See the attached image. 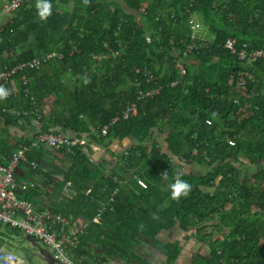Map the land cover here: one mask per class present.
I'll return each instance as SVG.
<instances>
[{
	"label": "trees",
	"instance_id": "1",
	"mask_svg": "<svg viewBox=\"0 0 264 264\" xmlns=\"http://www.w3.org/2000/svg\"><path fill=\"white\" fill-rule=\"evenodd\" d=\"M51 3L53 14L46 22L35 7L23 3L15 20L0 31V74L54 51L66 53L62 61L0 82L10 90L0 101V165L35 137L12 142L10 129L38 126L34 114L10 111L41 114L42 133L88 136L105 147L132 139L133 145L117 155L111 171L107 161L94 164L80 147L72 155L35 149L28 159L37 167H29L25 179L37 186L19 197L38 211L92 220L119 189L101 223L81 239L78 252L88 261L143 264L137 248L150 242L161 248L167 264H174L182 252L180 242L164 244L160 236L179 226L185 233L197 228L195 238L209 248L194 264H264V216L252 213L254 208L264 212V60L251 64L238 55L264 51V0H123L141 21L117 0ZM194 18L211 37L199 38V50L186 59L187 76L180 81L175 62L192 40ZM149 33L152 43L146 41ZM229 38L236 40V53L225 49ZM120 49V56H113ZM94 55L105 59L96 62ZM156 88H161L159 95L137 100L139 91ZM131 102H137L138 116L111 125ZM248 104L252 110L239 119ZM106 126L108 135L98 137ZM156 133L164 136L166 147ZM228 136L235 146L228 144ZM243 160L248 164L238 168L235 163ZM65 161L67 168L62 167ZM192 165L208 170L202 175L187 171ZM177 176L191 191L173 200L169 185ZM114 177L123 183H114ZM137 178L148 188L139 186ZM67 190L69 198L64 197ZM214 233H222L224 240L208 242Z\"/></svg>",
	"mask_w": 264,
	"mask_h": 264
},
{
	"label": "built area",
	"instance_id": "2",
	"mask_svg": "<svg viewBox=\"0 0 264 264\" xmlns=\"http://www.w3.org/2000/svg\"><path fill=\"white\" fill-rule=\"evenodd\" d=\"M24 0H13L9 3L7 7L8 10L16 11L22 4ZM174 16H172L173 18ZM192 24V40L186 46V48L181 52L175 62V68L179 73L180 81L185 80L187 76L186 68V59L193 53L199 50L197 41L200 36L198 34L199 21L197 18H194L191 21ZM155 37H159L158 34H155ZM155 38L149 33L146 36L147 43H152ZM236 40L229 38L225 43V49L232 53H236ZM120 51H113V56H120ZM76 51H72L71 55ZM240 61H248V63L254 64L258 61L264 60V51H254L252 53H247L242 50L238 53ZM66 58V53L60 51H54L48 54H45L39 58L32 59L30 61L19 64L14 67L12 70L6 69L0 74V82H9L14 75L25 70H40L44 67L45 64L52 61H62ZM93 59L96 62H102L105 59L103 55H94ZM151 76V75H150ZM150 80H153V77H150ZM24 84H28L26 77L23 78ZM179 81L173 82L172 87H177ZM161 88L152 89L150 91L138 92V101H141L146 98H153L156 95H159ZM252 110L250 104L244 106L238 114L239 119H243L248 116L249 112ZM15 113L17 116L28 117L30 114L36 116V123L38 125V131L30 145H21L19 150L15 152L10 158L7 165H0V229L3 227L9 226L11 229L19 230L25 235L31 236L33 239L37 240L39 243H43L46 246L56 260L60 264H100L97 261H88L83 255L78 252V249L81 245V239L83 236L88 235L89 230L93 224H100L103 216L105 215L107 209L111 207L114 202L115 196L118 194L119 189H116L111 196L108 204L103 205L98 209L97 215L92 220H87L85 218L79 217L77 219H68L62 214L56 213L50 209L44 211H38L35 205L29 201L23 200L19 197L20 192L27 191L31 188L37 186L36 181H27L20 180L17 177L18 169L21 165H28L31 168H36V162H29L28 154L33 150L40 147H49L56 152H65L66 154L72 155L76 148H83L89 144L88 136H78L75 134L67 133H56L48 134L42 133L40 131V121L42 115L38 112L32 111H10ZM139 114V107L137 102L129 103L122 112L112 121L111 125L120 122L121 120H129L131 118L137 117ZM209 125L212 123L209 121ZM109 126L104 127L101 130V133H98V137H106L108 135ZM227 142L231 146H235V140L229 136L226 138ZM173 160L177 161L178 158ZM91 161L94 164L98 162ZM187 166H184L186 169ZM130 174L134 173V170L126 169ZM108 175V174H107ZM57 179L63 180L62 177L58 176ZM139 186L144 189L148 188V185L142 179L137 178ZM114 183L122 184L123 182L118 178H113ZM70 184H68V187ZM91 189L86 191V194L91 193ZM232 205L227 206V210H230ZM260 212L264 216V212L260 209L254 208L252 213ZM215 225L217 221L214 222ZM213 231L216 227L211 226ZM191 233L196 236L198 233L197 228L191 229ZM215 236L220 237V239H215ZM223 236L221 234L214 233V236L211 237L208 242L210 243H220L223 241ZM207 243V242H206ZM264 244V243H263ZM207 246V244H204ZM208 247V246H207ZM0 264H30V261L19 258L14 252L8 250L5 244L0 246Z\"/></svg>",
	"mask_w": 264,
	"mask_h": 264
},
{
	"label": "crops",
	"instance_id": "3",
	"mask_svg": "<svg viewBox=\"0 0 264 264\" xmlns=\"http://www.w3.org/2000/svg\"><path fill=\"white\" fill-rule=\"evenodd\" d=\"M118 3L123 6L124 10L128 14H132L137 16L141 21V15L138 12L129 10L126 5L123 3V0H117ZM37 0H24V3L29 7H35ZM9 0H0V31L7 28L16 18V11L8 10ZM3 125H0V129H3ZM38 126L31 127L25 126V128L15 127L10 129V140L12 142H16L14 138H26L30 139L34 137L38 131ZM156 137L158 140L159 135L156 133ZM164 140V137L162 141ZM161 141V142H162ZM133 145L132 139H125L124 141H113L107 147L97 144L95 142H89V144L85 147V152L91 157L93 161L101 162L107 161V169L108 171L113 169L118 164V154L125 152ZM60 159H63V155H59ZM49 162V161H47ZM68 162H64L62 164L63 168H67ZM28 165H21L17 172V177L20 180H26L25 175L28 172ZM189 171H191L189 169ZM68 193V192H67ZM175 241L180 242V246L182 248V252L178 260L174 264H194L197 255H207V246L199 242L197 238L191 233L183 232L179 226H177L174 230L164 232L160 236V242L164 244L174 243ZM96 250V249H95ZM97 251V250H96ZM100 252V251H98ZM137 252L142 256L143 264H167V258L161 254V248L159 249L153 247L150 242L145 243L143 246H139L137 248ZM101 264V263H100ZM102 264H127L119 259H108L104 261ZM129 264H141L140 262H132Z\"/></svg>",
	"mask_w": 264,
	"mask_h": 264
},
{
	"label": "rangeland",
	"instance_id": "4",
	"mask_svg": "<svg viewBox=\"0 0 264 264\" xmlns=\"http://www.w3.org/2000/svg\"><path fill=\"white\" fill-rule=\"evenodd\" d=\"M198 29H199L198 34L200 37H211L209 35V32L207 31V28L205 27V25L200 21H199V28ZM157 134L160 136L159 137L160 143L166 147V144H164V140L162 141L164 136L160 135L159 133H157ZM244 164H248L247 161L243 160L240 163H238V162L235 163V165L238 168H241L242 165H244ZM189 169H191V171H194V173L200 174V175L205 174L206 171L208 170L207 168H203V167H200L198 165L188 166L186 170L189 171ZM42 179H43V177L39 178V180H42ZM48 190L50 192L52 191L51 188H48ZM67 192H68V190L66 191V193L64 195L65 198H69V194ZM0 238L2 240H4L3 243H0V246L5 244V246L8 250H11L12 252H14L21 259H25L28 261L33 260V263L38 262V260L35 259V255H34L35 249L37 250V248L33 247L32 243L26 240L25 234H23V233L17 234L15 231H8V229H6V227H3V229L0 230ZM215 239H220V237L215 236ZM40 246L42 248L46 249V246L43 243H40ZM208 252H209V248L207 247V253ZM132 262H135V261H132Z\"/></svg>",
	"mask_w": 264,
	"mask_h": 264
},
{
	"label": "clouds",
	"instance_id": "5",
	"mask_svg": "<svg viewBox=\"0 0 264 264\" xmlns=\"http://www.w3.org/2000/svg\"><path fill=\"white\" fill-rule=\"evenodd\" d=\"M39 20L46 22L47 19L53 14V5L51 0H37L35 4ZM10 95L8 88L0 86V101L6 100ZM170 195L173 200H178L182 197H187L191 191V185L177 176L169 185Z\"/></svg>",
	"mask_w": 264,
	"mask_h": 264
},
{
	"label": "water",
	"instance_id": "6",
	"mask_svg": "<svg viewBox=\"0 0 264 264\" xmlns=\"http://www.w3.org/2000/svg\"><path fill=\"white\" fill-rule=\"evenodd\" d=\"M26 240L31 242L33 247L37 248L38 251L36 255L42 264H60L48 249L42 248L40 246V243L37 240L33 239L29 235H26Z\"/></svg>",
	"mask_w": 264,
	"mask_h": 264
},
{
	"label": "flooded vegetation",
	"instance_id": "7",
	"mask_svg": "<svg viewBox=\"0 0 264 264\" xmlns=\"http://www.w3.org/2000/svg\"><path fill=\"white\" fill-rule=\"evenodd\" d=\"M36 253H37V250L35 249L34 255H35V259H37L38 262L33 263V260H31V261H30V264H42L41 261L39 260V258L37 257ZM39 262H40V263H39Z\"/></svg>",
	"mask_w": 264,
	"mask_h": 264
}]
</instances>
